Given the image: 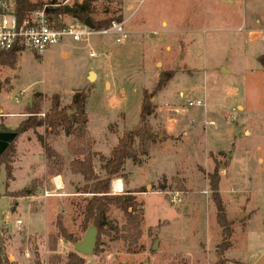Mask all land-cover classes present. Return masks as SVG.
<instances>
[{
  "label": "rangeland",
  "instance_id": "rangeland-1",
  "mask_svg": "<svg viewBox=\"0 0 264 264\" xmlns=\"http://www.w3.org/2000/svg\"><path fill=\"white\" fill-rule=\"evenodd\" d=\"M55 1L53 6L69 7L82 2ZM106 17L120 18L128 37L120 43L112 36L79 42L65 37L42 55L23 50L12 66L0 65V121L7 129L28 117L26 107L37 101L36 92L39 118L54 94L66 108L74 89L89 90L83 131L68 135L62 128L51 133L38 126L18 133L7 186L0 164L5 254L13 264H66L75 242L54 237L58 217L77 241L91 226L84 228L91 195L82 189L83 176L71 172L70 161L76 150L85 151L95 174L103 177L101 156L138 123L143 91L154 90L157 108L148 124L164 138L141 164L126 160L123 177L111 181L113 194L142 190L135 195L142 203L141 232L136 236L123 212L109 205L106 216L116 229L97 234V251L82 255L85 264H246L264 252V63L258 60L264 55V0L94 1L89 18ZM187 99L203 105H189ZM204 111L207 119L222 113L228 124L216 131L210 126L207 134L199 126L200 137L190 125L179 142V118ZM39 136L62 163L45 158ZM216 147L226 149L213 151ZM230 160L228 182H220L224 201L219 194L232 232L222 243L207 174L218 164L221 178ZM57 174L62 188L46 181ZM117 179L123 182L120 192L112 188ZM242 187L246 191L227 192Z\"/></svg>",
  "mask_w": 264,
  "mask_h": 264
},
{
  "label": "trees",
  "instance_id": "trees-1",
  "mask_svg": "<svg viewBox=\"0 0 264 264\" xmlns=\"http://www.w3.org/2000/svg\"><path fill=\"white\" fill-rule=\"evenodd\" d=\"M96 0H82L80 4H76L77 11L75 15L72 12H65L63 5L57 4L55 0L44 3L40 0H16V14L19 19L25 18L31 11L43 9L48 5L46 12L50 23L55 28H60L67 24L66 16H70L73 20L80 23L84 22L86 17H89L92 3ZM91 19V18H90ZM121 22L120 18L114 19L106 17L104 19L92 20L94 29H101L108 27L112 21ZM17 51L12 49L0 55V65L12 66L17 57ZM258 60L264 63V55L258 57ZM156 91H152L151 95L148 91H143V98L140 104V112L138 123L118 138L117 143L111 148L109 155L102 158L101 169L104 174L103 177H98L92 166L91 158L87 152H80L76 150V155L70 161V170L73 173H78L83 176L85 184L82 189L85 193L90 194L84 210V228L89 224L93 225L98 233L108 232L110 229H116L112 222L107 218L106 212L109 205H115L124 214L126 223L135 229L136 236L140 234L139 224L142 218V203L136 199V193L142 191L141 189L125 191L122 194L111 193V181L114 178L123 177V169L125 161L130 159L133 162L141 164L143 158L149 155V149L152 145H156L163 140L164 135H159L148 124V118L155 113L157 108L156 103L152 101V96ZM89 90L87 88L74 89L72 99L68 107L60 106V97L56 93L51 98V105L49 111L45 113L44 117L37 118L36 115L40 112L41 104L37 95L34 103L26 107L28 117L22 120L14 130L17 134L29 129H35L38 126H45L47 132L57 133L59 129H63L66 134H72L76 131L84 130L87 123V116L85 112L86 99ZM1 129H7L3 126ZM15 139V138H14ZM41 146L44 148L45 158L52 161L56 158L59 163H62V156L55 151L44 139L39 136ZM14 141V140H13ZM13 141L0 154V164L4 165L6 173L5 185L7 186L9 180L12 178L11 158L13 155ZM232 149L228 151L231 153ZM60 171H58L59 173ZM208 185L211 191V198L216 208V221L221 228L223 241L231 234V221L226 217V213L219 194V180L220 170L219 165L216 164L212 172L207 174ZM164 185H160L163 189ZM18 196V195H17ZM16 197V196H15ZM57 232L54 234L56 239L64 238L66 241L76 242L78 239L67 232L62 225L60 217L56 222ZM98 243V240H97ZM220 243L219 245H221ZM218 245V246H219ZM219 248V247H218ZM227 248V244H226ZM54 249V247H52ZM95 251L97 249L95 248ZM0 264H13L9 257L5 254L0 245ZM36 264H41L36 261ZM66 264H85L84 257L76 251H71L67 254ZM123 264V263H118Z\"/></svg>",
  "mask_w": 264,
  "mask_h": 264
},
{
  "label": "built area",
  "instance_id": "built-area-1",
  "mask_svg": "<svg viewBox=\"0 0 264 264\" xmlns=\"http://www.w3.org/2000/svg\"><path fill=\"white\" fill-rule=\"evenodd\" d=\"M45 5L43 9L31 11L25 18L19 19L16 14V0H0V55L15 49L33 51L42 55L51 46L61 42L65 37L73 41H87L91 36H112L120 43L128 37L123 22L112 21L108 27L101 29L89 28L83 23L69 24L55 28L49 21ZM94 50L90 56H96ZM189 105H203L200 100L187 99ZM57 186V185H56Z\"/></svg>",
  "mask_w": 264,
  "mask_h": 264
},
{
  "label": "crops",
  "instance_id": "crops-1",
  "mask_svg": "<svg viewBox=\"0 0 264 264\" xmlns=\"http://www.w3.org/2000/svg\"><path fill=\"white\" fill-rule=\"evenodd\" d=\"M128 32V31H127ZM129 33V32H128ZM89 74V73H88ZM37 96V95H36ZM207 112L208 111H204V114H199V113H197V114H194V115H192V116H187V118L186 117H182L181 119L179 118V121L177 122V125L179 126L178 127V133H180L181 134V136H180V140H179V142L180 141H183L184 140V138L189 134V131L190 130H188L187 129V127L188 126H190V125H194V127H193V130H195V132H196V134H197V137L199 136L200 137V135L202 134L201 132H199V130H198V127L200 126H202V128H205L204 130H206V132H205V134H207V132H210L211 131V128H210V126H212L213 127V130H219V128L221 127V126H225V125H227L228 124V118L227 117H225L222 113L221 114H218L219 115V117L220 118H218V119H215V118H209V119H207L206 117H207ZM10 116H7V118L8 117H14L15 115H11V114H9ZM180 120H183L182 121V123H180ZM6 121H7V123H9V121L6 119ZM21 121V120H20ZM19 121V122H20ZM170 121H171V119H170ZM231 121V120H230ZM19 122H18V124H19ZM232 122V121H231ZM9 124H11V123H9ZM17 124V125H18ZM180 124V125H179ZM166 125H167V123H166ZM1 126H3V127H5V128H7L6 126H8V124L6 125L5 124V126L1 123V121H0V127ZM11 126H13V125H11ZM212 130V131H213ZM0 131H10L9 129H1L0 128ZM15 132V131H14ZM239 133V132H238ZM245 133V132H244ZM205 134H203V135H205ZM234 145V144H233ZM259 148V147H258ZM261 148V147H260ZM225 150L226 148H220V147H216V148H213L212 150L214 151V150ZM212 150H210V151H212ZM231 159H232V157H231ZM259 161H262V158H259ZM231 166V160H230V162L228 163V165L227 166H224V168H223V170L221 171V178H220V181H219V193L221 194V198L223 199V201H224V198H223V190H221V185H220V182L222 181V180H226V182H225V184L228 182V175H229V172H228V168ZM209 171H211L213 168H212V163H211V167H209ZM59 176V174H57L56 176H52V177H55L54 178V180H53V178H50L49 180H46L47 182H49V183H51V186H53L54 184V181L57 183V177ZM119 181V183H120V187H115V182L114 181ZM117 180H114L113 181V185H112V188H113V190L115 191V192H120L121 190H122V188H123V182L120 180V179H117ZM63 182V181H62ZM63 184V186H64V183H62ZM58 185H59V187L61 186V188H62V185H61V182L59 181V184L57 183V186L56 187H58ZM58 187V188H59ZM227 188V187H226ZM227 190V189H226ZM239 190H241V191H246V188H240V189H232V188H230L229 189V191H227V192H229V194H232V193H235V192H237V191H239ZM250 191V190H249ZM246 264H264V252H261L260 254H258L257 256H255L252 260H249V261H247V262H245Z\"/></svg>",
  "mask_w": 264,
  "mask_h": 264
},
{
  "label": "water",
  "instance_id": "water-1",
  "mask_svg": "<svg viewBox=\"0 0 264 264\" xmlns=\"http://www.w3.org/2000/svg\"><path fill=\"white\" fill-rule=\"evenodd\" d=\"M65 12L76 13L77 8H72L67 5L63 6ZM48 11V9H46ZM84 25L89 28H94V25L89 17H86L83 22ZM95 73L90 71L88 74V79H94ZM36 92L35 95H38ZM17 133L14 131H0V154L7 148V146L14 140ZM97 229L91 225L87 228L83 238L80 241L74 243V249L81 255H90L94 252L97 242ZM156 247V243L153 245V249Z\"/></svg>",
  "mask_w": 264,
  "mask_h": 264
},
{
  "label": "bare ground",
  "instance_id": "bare-ground-1",
  "mask_svg": "<svg viewBox=\"0 0 264 264\" xmlns=\"http://www.w3.org/2000/svg\"><path fill=\"white\" fill-rule=\"evenodd\" d=\"M115 182V187H120V183H119V181L117 180V181H114Z\"/></svg>",
  "mask_w": 264,
  "mask_h": 264
},
{
  "label": "flooded vegetation",
  "instance_id": "flooded-vegetation-1",
  "mask_svg": "<svg viewBox=\"0 0 264 264\" xmlns=\"http://www.w3.org/2000/svg\"><path fill=\"white\" fill-rule=\"evenodd\" d=\"M72 8H77V7L74 6V7H72ZM73 14H74V13H73ZM74 15H75V14H74Z\"/></svg>",
  "mask_w": 264,
  "mask_h": 264
}]
</instances>
